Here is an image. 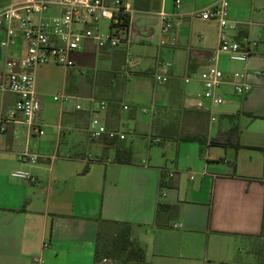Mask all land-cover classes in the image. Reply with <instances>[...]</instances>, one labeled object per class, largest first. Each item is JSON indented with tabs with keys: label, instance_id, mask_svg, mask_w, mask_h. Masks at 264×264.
<instances>
[{
	"label": "crops",
	"instance_id": "1",
	"mask_svg": "<svg viewBox=\"0 0 264 264\" xmlns=\"http://www.w3.org/2000/svg\"><path fill=\"white\" fill-rule=\"evenodd\" d=\"M175 1L133 0L129 79L122 76L124 45L97 51L86 42L73 53L69 70L38 67L41 111L34 125L41 135L19 114L8 118L16 98L0 93V117L10 120L0 134V264H99L94 257L105 222L128 224L147 264L262 263L264 0H227L236 27L227 35L248 43L246 63L216 54L215 21L187 16L218 0ZM160 11L176 15L167 35L151 15ZM4 35L0 30V40ZM24 53L21 40L0 51V76L6 59ZM87 63L94 65L91 76L78 67ZM213 65L227 82L246 81L250 91L239 96L223 85L222 104L201 99L196 106L203 91L196 78ZM156 73L168 78L165 86H156ZM58 94L68 99L54 102ZM90 99L106 108L90 110ZM148 103L147 124L137 104ZM77 104L82 110H75ZM93 116L124 139L91 138ZM232 128L233 136L227 135ZM192 136L203 142L181 139ZM123 147L131 151L128 164L115 161ZM22 153L37 155L36 163L18 161ZM15 171L29 173L34 182L12 178Z\"/></svg>",
	"mask_w": 264,
	"mask_h": 264
},
{
	"label": "built area",
	"instance_id": "2",
	"mask_svg": "<svg viewBox=\"0 0 264 264\" xmlns=\"http://www.w3.org/2000/svg\"><path fill=\"white\" fill-rule=\"evenodd\" d=\"M179 4L180 1L176 0L175 5ZM136 14L133 0H0V30H3L5 34L0 40V51L6 52L18 40L25 44L24 55L6 59L3 74L0 76V93H10L16 98L14 110L8 118L11 120L15 114H19L28 128L35 134L41 135L39 126L34 125L41 111V98L35 87V70L45 65H54L63 71L69 70L74 67L73 53L80 50L86 42L91 43L97 51L113 50L124 45L128 58L126 62L132 65L127 49L132 40V17ZM151 15L156 19L162 35H167L174 30L175 14L160 11ZM124 16H127L128 23L127 26L122 27L120 17ZM187 16L202 21H215L218 24L219 43L216 54L225 55L232 62L246 63L248 61V43L245 41L241 44L233 41L227 35L228 31L236 28L235 24L228 19L227 0H218ZM102 21L109 22L106 32L102 30ZM160 43L166 42L162 40ZM122 76L124 79H129L131 74L129 70H126L122 72ZM236 78L241 76L236 75ZM153 79L156 86H165L168 83L166 76L157 73L153 75ZM191 81L192 78L184 79L185 83ZM196 81L203 88L202 93L196 96V106H200L201 99L208 100L211 105L222 104L224 99L219 90L223 85H229L239 96L247 94L251 89L246 81L227 82L216 65L198 74ZM67 99L68 97L64 94H58L52 98L54 102H64ZM89 107L92 111H102L106 108V104L90 99ZM122 109L128 108L123 106ZM75 110H82V107L77 104ZM210 119L214 120L213 117ZM10 120L0 117V134L5 131L4 124ZM88 132L91 138L95 139L102 135H107L109 139H124V134L107 131L95 116L89 122ZM17 159L20 162L35 164L38 156L22 153ZM50 159L53 160V158ZM10 176L17 180L34 182V178L23 171L12 172ZM172 176V173L169 174V177ZM190 179H192L191 176Z\"/></svg>",
	"mask_w": 264,
	"mask_h": 264
},
{
	"label": "trees",
	"instance_id": "3",
	"mask_svg": "<svg viewBox=\"0 0 264 264\" xmlns=\"http://www.w3.org/2000/svg\"><path fill=\"white\" fill-rule=\"evenodd\" d=\"M121 26L125 27L128 23L127 16L120 17ZM253 117V116H251ZM236 129L232 128L227 135L233 136ZM182 141L190 142L197 141L203 142L201 136L195 137H184L181 138ZM113 140V139H112ZM212 143L215 145L226 146L223 142H219L218 140H212ZM131 160V151L129 148H119L115 154V161L118 164H128ZM105 224H110L114 226V231L111 236H108L102 243H100V238L103 234V228ZM104 238L106 236H103ZM95 262L101 264L102 260L109 261H119V264H147L145 262L143 250L131 240L130 236V226L125 223H103L102 230L98 233V244L95 252ZM263 264V263H260Z\"/></svg>",
	"mask_w": 264,
	"mask_h": 264
},
{
	"label": "rangeland",
	"instance_id": "4",
	"mask_svg": "<svg viewBox=\"0 0 264 264\" xmlns=\"http://www.w3.org/2000/svg\"><path fill=\"white\" fill-rule=\"evenodd\" d=\"M50 14V12L48 13V15ZM108 26H109V22H107V21H102L101 22V27H102V30L104 31V32H106L107 31V29H108ZM95 51V50H94ZM130 53H131V51H130ZM130 58L129 59H131L132 60V56H131V54H130V56H129ZM97 63H95V65H96ZM75 65V64H74ZM89 64L87 63V64H85V68H83V66H80V65H78V67H82V70L81 71H83V76H91V74H93V68H94V65L92 64V66H88ZM132 65H130V63L129 62H126L125 63V67H124V70L123 71H126V70H129L130 72H132V70H133V68L131 67ZM125 68H126V70H125ZM133 105H136V104H132V111H134L135 109H134V106ZM137 105H139L137 108H140L139 110H137V114H138V116L140 117V119L145 123H149V117H150V112H149V107H148V105H149V103L148 104H137ZM136 108V109H137ZM146 110L147 112L146 113H142L141 111L142 110ZM150 136V134H149V132H148V137ZM114 231V226H112V225H110V224H105L104 225V228H103V234H102V237L100 238V243H102L103 241L105 242L106 240V238L108 237V236H111V234H112V232ZM103 236H106L105 238L103 237ZM259 251H260V248L258 249ZM112 262V261H111ZM261 262L264 264V259H262L261 260ZM112 264H119V261L117 260V261H114V262H112Z\"/></svg>",
	"mask_w": 264,
	"mask_h": 264
}]
</instances>
